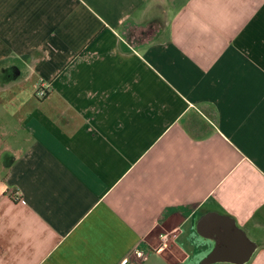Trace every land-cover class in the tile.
Listing matches in <instances>:
<instances>
[{"label":"crops","instance_id":"obj_1","mask_svg":"<svg viewBox=\"0 0 264 264\" xmlns=\"http://www.w3.org/2000/svg\"><path fill=\"white\" fill-rule=\"evenodd\" d=\"M126 261L264 264V0H0V264Z\"/></svg>","mask_w":264,"mask_h":264},{"label":"built area","instance_id":"obj_2","mask_svg":"<svg viewBox=\"0 0 264 264\" xmlns=\"http://www.w3.org/2000/svg\"><path fill=\"white\" fill-rule=\"evenodd\" d=\"M47 86H45L44 85V82H41V83H39L38 85H37V95L39 96V97H41V98H44V97H46L47 96ZM15 199L16 200H20L21 199V196H20V194H19V192L17 193H15ZM135 254H136V257H141V256H143L144 255V252H143V250H137L136 252H135ZM125 264H136V262H131V261H126L125 262Z\"/></svg>","mask_w":264,"mask_h":264}]
</instances>
